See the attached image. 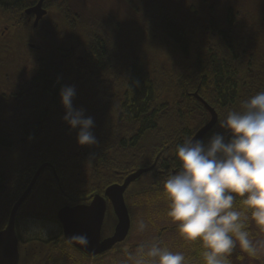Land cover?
<instances>
[{
  "label": "trees",
  "instance_id": "16d2710c",
  "mask_svg": "<svg viewBox=\"0 0 264 264\" xmlns=\"http://www.w3.org/2000/svg\"><path fill=\"white\" fill-rule=\"evenodd\" d=\"M34 1L0 0V13H19ZM45 5L54 15V31L44 37L40 59L23 57L33 53L24 42L18 67L8 68L2 63L10 58L0 47V203L7 206L0 211V228L42 163L51 165L56 178L45 180L43 175L51 174L45 168L31 194L43 184L74 204L155 163L124 195L130 214L145 216L161 246L166 234L177 237V252L187 264H203L199 242H186L167 217L163 185L180 170L177 146L210 120L194 93L217 114L207 140L222 131L218 122L228 111L264 91V0H48ZM32 64L39 70L30 75L38 80L22 83L23 91L13 93L16 99L3 96L10 93L9 70L21 75ZM62 86L75 88L74 108L93 118L95 145L79 146L77 132L63 121ZM235 206L244 211L240 198ZM245 217L250 233V213ZM140 244L149 243L135 248ZM76 253L73 264H94L110 252L92 261ZM256 257L237 246L229 259L245 264Z\"/></svg>",
  "mask_w": 264,
  "mask_h": 264
},
{
  "label": "clouds",
  "instance_id": "9594fccd",
  "mask_svg": "<svg viewBox=\"0 0 264 264\" xmlns=\"http://www.w3.org/2000/svg\"><path fill=\"white\" fill-rule=\"evenodd\" d=\"M75 95L73 86L61 87L62 119L77 132L79 146L95 145L94 120L74 108ZM218 126L222 131L207 140L189 138L177 146L180 170L163 185L167 217L186 242H199L203 264H231L237 246L249 257L258 255L245 212L264 231V91L228 111ZM237 198L244 211L235 206ZM144 227L141 222L139 229ZM72 239L89 244L86 234ZM134 264H187V258L158 243L140 244Z\"/></svg>",
  "mask_w": 264,
  "mask_h": 264
},
{
  "label": "flooded vegetation",
  "instance_id": "af4514ba",
  "mask_svg": "<svg viewBox=\"0 0 264 264\" xmlns=\"http://www.w3.org/2000/svg\"><path fill=\"white\" fill-rule=\"evenodd\" d=\"M38 1L39 0H35L32 5L26 7L19 13H0V47L3 48L2 49L3 51L6 50L7 56L10 58L9 61L3 62L2 64L8 68L18 67L19 62H16V61H18V58L21 56V53H22L21 46H23L24 42L26 43L25 45H27L29 50L32 51L33 53L24 54L23 57L28 58V59H30L31 57H36V59H40L41 58V54H40L41 44L44 41V37L48 34H52V32L54 31L52 27L54 23L52 22V19H51V16H54V15L50 16L46 8V5H45V2L48 0H45L42 4V9L46 11V14L37 22L36 25H34L35 15L32 13L29 15L25 14V11L34 7ZM173 1L176 2L178 0H173ZM181 1H188V0H181ZM38 70H39L38 65L36 64L34 65L32 64L28 66L26 71L22 73L21 75H18L17 72H12L13 70H9V74L11 75V81L9 83V86L6 89L10 93L9 94L2 93V95L6 96V98L8 99H13V98L16 99L17 97L13 96L14 95L13 93H19L23 91L21 87L22 83H25V82L27 83L31 80L33 81L38 80V79L36 80V77L33 78L30 75L31 72H34L35 74H37ZM27 95L29 94H25L24 97ZM25 128L32 129V127H25ZM42 164H48L49 166L45 168H48L49 170H51V174L46 173L43 175V178L47 180L53 177L55 180L56 176L54 174V171L51 165L46 162ZM38 167L34 170L31 176V179L34 173L36 172V170L38 169ZM42 171L40 175L38 176V179L42 175ZM33 188L28 194V196L25 198L24 202L18 207L16 216H15V234L17 238V247H18V254H19L18 264H47L50 260H52V258L63 260L64 262L63 264H71L72 255L74 254L75 256H77V253H76L77 250L63 239L61 226L58 220L56 219L57 212L59 209L63 207L72 208L76 205H88L94 196L98 195V196L104 197L105 190L103 191L102 194L92 195L91 198L86 203L74 204L71 202L70 199L65 200L62 198L63 203L56 206L55 208L57 209L54 212H52V214L45 215L42 213L32 214V213H27L23 211V209L29 208L26 206V203L36 191L46 189L45 186L41 184L37 189H35L33 194H31L33 191ZM128 188L125 190L124 195L126 191L128 190ZM124 201H125V196H124ZM13 205L11 206V208H13ZM5 208H7V206L0 203V211L4 212ZM106 208L107 209H106L105 217L109 213L111 214L113 218L114 215L111 211V205L107 199H106ZM126 208H130V207L126 204ZM128 214H129V211H128ZM105 217H104V221H105ZM8 218H9V214H8ZM8 218H7L5 226L3 228H0V231H2L6 227ZM129 218H130V229H129V233L127 236V241L130 238V231L132 230V217H130V214H129ZM104 221H103V225H104ZM103 225L101 228V239L105 237H109L112 234L115 223L112 225L111 232L106 236L102 235ZM48 227H50V230H48Z\"/></svg>",
  "mask_w": 264,
  "mask_h": 264
},
{
  "label": "water",
  "instance_id": "95a60500",
  "mask_svg": "<svg viewBox=\"0 0 264 264\" xmlns=\"http://www.w3.org/2000/svg\"><path fill=\"white\" fill-rule=\"evenodd\" d=\"M45 0H39L37 4L26 10L25 14H34V25L46 14L42 9ZM193 96L201 102L205 110L209 113V122L200 128L191 139H203V137L214 127L217 122V114L196 93ZM49 166L42 164L34 173L29 185L13 205L9 213L6 227L0 231V264H18L19 254L17 247V238L15 234V216L18 207L24 202L32 190L41 171ZM155 163L145 169H138L127 176L121 184H113L104 191V197L94 196L88 205H76L72 208L63 207L58 210L56 219L58 220L63 239L73 248L79 251L88 259H94L100 255L108 253L116 245L125 241L130 229V218L124 201V192L132 183L136 182L143 175L151 172ZM106 199L111 205V211L115 218V226L109 237L101 239V228L106 213ZM79 234H86L89 240L87 247L77 243L72 238Z\"/></svg>",
  "mask_w": 264,
  "mask_h": 264
},
{
  "label": "rangeland",
  "instance_id": "374dc122",
  "mask_svg": "<svg viewBox=\"0 0 264 264\" xmlns=\"http://www.w3.org/2000/svg\"><path fill=\"white\" fill-rule=\"evenodd\" d=\"M63 203V199L60 196H57L54 193L49 192L48 190L42 189L36 191L32 197L26 203V206L29 208L23 209L27 213H42L45 215H50L57 208L56 206ZM130 214V208H127ZM132 217V230L130 231V238L126 244L120 245L116 251L110 252L107 256L102 258L99 261H96L94 264H134V258L137 255V249L135 245L137 243H142L143 241H148L149 244L157 243L154 240L155 231L149 226L145 221V216L141 213L130 214ZM143 223L145 225L144 229L141 231L139 229V224ZM114 219L111 214H107L105 217L102 235L106 236L111 231ZM250 225V235L253 243L258 247L259 252L257 257L252 259L245 260V264H264V231H261L253 221L249 220ZM169 224V223H167ZM157 225H164L163 222H157ZM50 230V227H48ZM160 243L167 247L173 252H177V237L172 236L171 234H166L161 240ZM73 256L71 264H73ZM78 257V256H76ZM63 260L52 258L47 264H63ZM91 264V263H89Z\"/></svg>",
  "mask_w": 264,
  "mask_h": 264
}]
</instances>
